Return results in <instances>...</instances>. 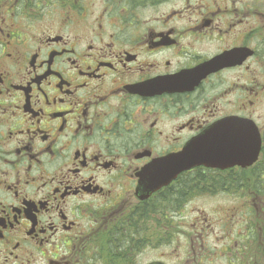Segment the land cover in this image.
Returning a JSON list of instances; mask_svg holds the SVG:
<instances>
[{
  "label": "flooded vegetation",
  "instance_id": "flooded-vegetation-1",
  "mask_svg": "<svg viewBox=\"0 0 264 264\" xmlns=\"http://www.w3.org/2000/svg\"><path fill=\"white\" fill-rule=\"evenodd\" d=\"M214 128L258 159L155 191ZM263 217L264 0H0V264H264Z\"/></svg>",
  "mask_w": 264,
  "mask_h": 264
},
{
  "label": "water",
  "instance_id": "water-1",
  "mask_svg": "<svg viewBox=\"0 0 264 264\" xmlns=\"http://www.w3.org/2000/svg\"><path fill=\"white\" fill-rule=\"evenodd\" d=\"M223 128V127H222ZM220 128H214L213 131H218L215 135L202 136L198 138L195 143L189 144L184 152L174 158H167L161 161L154 162L144 172L145 176L154 179L153 185L155 191L165 185H168L172 180L176 179L183 171L194 167L205 166L210 167L211 163L223 167L221 164L232 160L235 155L234 145L242 147V159L246 164L254 163L258 159L261 151L260 136L253 132L251 128H245L243 140L239 137L226 138L225 134H221ZM162 264V263H155Z\"/></svg>",
  "mask_w": 264,
  "mask_h": 264
},
{
  "label": "rangeland",
  "instance_id": "rangeland-1",
  "mask_svg": "<svg viewBox=\"0 0 264 264\" xmlns=\"http://www.w3.org/2000/svg\"><path fill=\"white\" fill-rule=\"evenodd\" d=\"M198 207L201 208L202 210L206 211L208 213V215L211 213V208L205 204H199ZM261 216H262V214H261ZM213 217H214V215H212V218ZM263 219H264V217H263ZM182 246H184V245H180V247H182ZM169 250H170V248H165V252H167ZM183 257H184V252H183V250H181L180 251V258H183ZM261 261H264V258ZM169 264H172L171 259L169 261Z\"/></svg>",
  "mask_w": 264,
  "mask_h": 264
}]
</instances>
